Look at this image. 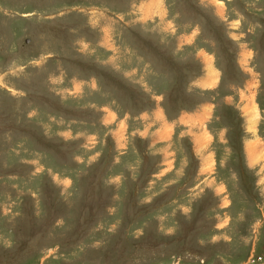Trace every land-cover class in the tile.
<instances>
[{
  "label": "rangeland",
  "instance_id": "1",
  "mask_svg": "<svg viewBox=\"0 0 264 264\" xmlns=\"http://www.w3.org/2000/svg\"><path fill=\"white\" fill-rule=\"evenodd\" d=\"M0 264H264V0H0Z\"/></svg>",
  "mask_w": 264,
  "mask_h": 264
},
{
  "label": "bare ground",
  "instance_id": "2",
  "mask_svg": "<svg viewBox=\"0 0 264 264\" xmlns=\"http://www.w3.org/2000/svg\"><path fill=\"white\" fill-rule=\"evenodd\" d=\"M211 73H212V72H211ZM209 78L212 80L211 76H210ZM210 79H209V82H210ZM207 83H208V81H207Z\"/></svg>",
  "mask_w": 264,
  "mask_h": 264
}]
</instances>
